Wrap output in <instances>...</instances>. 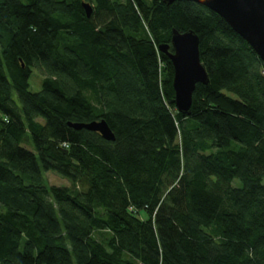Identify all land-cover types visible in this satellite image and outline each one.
<instances>
[{"label":"trees","instance_id":"obj_1","mask_svg":"<svg viewBox=\"0 0 264 264\" xmlns=\"http://www.w3.org/2000/svg\"><path fill=\"white\" fill-rule=\"evenodd\" d=\"M173 27L208 76L188 116ZM263 71L192 0H0V264H264Z\"/></svg>","mask_w":264,"mask_h":264},{"label":"water","instance_id":"obj_2","mask_svg":"<svg viewBox=\"0 0 264 264\" xmlns=\"http://www.w3.org/2000/svg\"><path fill=\"white\" fill-rule=\"evenodd\" d=\"M170 4L178 0H162ZM219 15L230 28L244 39L264 62V0H192ZM90 16L92 6L82 3ZM171 47L172 50H169ZM159 50L172 63L174 105L177 112L189 115L192 92L197 83L207 84L208 76L199 57V37L193 30L171 29L170 43H161ZM80 129L98 132L103 139L113 141L114 133L104 119L80 123H68Z\"/></svg>","mask_w":264,"mask_h":264},{"label":"rangeland","instance_id":"obj_3","mask_svg":"<svg viewBox=\"0 0 264 264\" xmlns=\"http://www.w3.org/2000/svg\"><path fill=\"white\" fill-rule=\"evenodd\" d=\"M41 87V75L37 74V72H33L29 79V89L31 91H38ZM44 176L47 178L49 184L57 185V186H68L69 181L64 177L60 176L56 172L47 171L44 172ZM233 186H240L241 182L238 178H234L232 181ZM144 216V215H143Z\"/></svg>","mask_w":264,"mask_h":264},{"label":"built area","instance_id":"obj_4","mask_svg":"<svg viewBox=\"0 0 264 264\" xmlns=\"http://www.w3.org/2000/svg\"><path fill=\"white\" fill-rule=\"evenodd\" d=\"M263 73H264V71H263Z\"/></svg>","mask_w":264,"mask_h":264}]
</instances>
